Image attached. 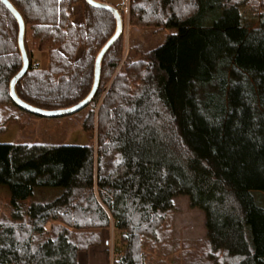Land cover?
Segmentation results:
<instances>
[{
  "label": "trees",
  "instance_id": "1",
  "mask_svg": "<svg viewBox=\"0 0 264 264\" xmlns=\"http://www.w3.org/2000/svg\"><path fill=\"white\" fill-rule=\"evenodd\" d=\"M9 1L24 20L29 59L18 97L46 110L85 98L114 15L85 0ZM263 8L264 0H128L131 25L177 33L114 76L96 113V152L92 144L0 143V185L10 194L0 264H79L111 227L112 264H162L154 255L181 252L162 230L177 196L203 213L210 264H264ZM17 35L0 2V132L14 120L11 106L32 114L9 91L22 65ZM121 36L86 106L116 68L107 58ZM36 49L47 53L46 69L33 60Z\"/></svg>",
  "mask_w": 264,
  "mask_h": 264
},
{
  "label": "rangeland",
  "instance_id": "2",
  "mask_svg": "<svg viewBox=\"0 0 264 264\" xmlns=\"http://www.w3.org/2000/svg\"><path fill=\"white\" fill-rule=\"evenodd\" d=\"M96 1L116 7L120 11L123 22L122 36L107 58V60L118 59V63L110 75L103 76L101 82L102 92L98 100L90 103L76 114L59 117H40L11 106L7 112L10 111L13 114L14 120L7 122L4 131L0 132V143L92 144L96 152V113L114 76L122 70L126 63L132 60H139L146 49L157 47L164 43L169 36L177 33V29L174 27L156 29L154 26L139 27L131 25L128 16V0ZM82 9V3H77L73 6L75 20H83ZM244 13L250 15L248 7L244 9ZM33 60L38 63L41 69L48 67V56L45 51L34 50ZM92 114L94 115V127L92 130L86 131L83 128V122ZM95 168L96 160L94 161V170H96ZM52 194V191L48 192L47 190H40L38 193L39 197ZM9 199L8 188L0 185V221L4 223L8 222ZM162 230L167 237V243L171 239L168 245L173 246L176 244L179 247V251H181L178 252L180 254L177 253L175 255L177 258L171 255L169 257L154 255L158 259H163L164 262L162 264H210V259L207 255L208 244L205 236L203 213L199 209L191 207L185 196L175 197L174 209L168 213ZM172 239L177 241V243L172 241ZM117 240V232L113 227L109 230H104L100 246L91 248L86 253L81 252L80 264H90L92 256H97L96 262L98 261V264H112V251ZM105 249L109 250V257L105 255Z\"/></svg>",
  "mask_w": 264,
  "mask_h": 264
},
{
  "label": "water",
  "instance_id": "3",
  "mask_svg": "<svg viewBox=\"0 0 264 264\" xmlns=\"http://www.w3.org/2000/svg\"><path fill=\"white\" fill-rule=\"evenodd\" d=\"M0 2L5 5V7L9 10V12L13 15L15 18L17 25H18V35H17V45L21 54L22 59V65L20 70L11 78L9 82V91L12 100L14 103L21 109L28 111L34 115L40 116V117H59V116H66L70 114H74L84 108L91 100V98L94 96L99 79H100V63L107 52V50L113 45L114 42L117 41V39L121 36L123 31V22L121 18L120 11L109 4H106L104 2L96 1V0H85V2L96 8H102L109 10L115 17L116 21V28L114 33L111 35V37L105 42V44L101 47L99 52L97 53L94 61V78H93V84L89 91V93L83 98L81 101L77 102L76 104L61 108V109H53V110H46L39 107L32 106L23 100H21L15 90V85L17 81L27 72L28 66H29V59L27 56V52L25 49L24 44V33H25V23L21 16V14L18 12V10L12 5V3L9 0H0Z\"/></svg>",
  "mask_w": 264,
  "mask_h": 264
},
{
  "label": "crops",
  "instance_id": "4",
  "mask_svg": "<svg viewBox=\"0 0 264 264\" xmlns=\"http://www.w3.org/2000/svg\"><path fill=\"white\" fill-rule=\"evenodd\" d=\"M80 259H81V253H79V260H78L79 261V264H80ZM96 259H97V256H94V257L92 256L91 259H90L91 260V263L90 264H98V261L96 262Z\"/></svg>",
  "mask_w": 264,
  "mask_h": 264
}]
</instances>
